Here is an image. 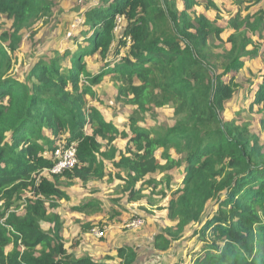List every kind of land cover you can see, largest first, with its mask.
Returning a JSON list of instances; mask_svg holds the SVG:
<instances>
[{
	"label": "trees",
	"instance_id": "trees-1",
	"mask_svg": "<svg viewBox=\"0 0 264 264\" xmlns=\"http://www.w3.org/2000/svg\"><path fill=\"white\" fill-rule=\"evenodd\" d=\"M55 1L0 0V16L12 22L0 35V264H138L139 251L126 246L101 260L68 251L53 211L70 198L59 176L52 181L43 173L53 167L46 153L74 143L79 164L63 174L67 185L105 180L110 163L126 171L109 181L124 182L129 204L149 198L157 208L153 195L170 198L160 208L170 226L154 237L156 252H168L199 224L193 236L204 246L191 264H264V143L248 124L225 118L228 104H238L236 73L261 52L254 36L264 38V12L232 16L234 32L225 41L215 0H182L183 11L177 0H99L81 13L85 46L53 50L13 76L9 51L16 54L28 26L51 21ZM201 3L218 12L214 20L197 14ZM117 18L124 21L119 33ZM67 58L71 66L64 69ZM87 58L100 59L99 73ZM105 80L114 82L119 104L136 110L127 130L89 107ZM243 96L250 113L264 115V70ZM166 107L172 126L140 124ZM120 138L126 150L115 145ZM212 202L215 214L204 219Z\"/></svg>",
	"mask_w": 264,
	"mask_h": 264
},
{
	"label": "rangeland",
	"instance_id": "rangeland-1",
	"mask_svg": "<svg viewBox=\"0 0 264 264\" xmlns=\"http://www.w3.org/2000/svg\"><path fill=\"white\" fill-rule=\"evenodd\" d=\"M99 0H56L53 8L51 21L45 23H34L22 31V41L20 46L12 57V69L9 72L13 76L20 77L28 71L30 66L41 59L43 55H51V51L57 50L64 54L67 50L76 52L80 46H85V35H81L83 29V17L81 13L90 7L98 4ZM215 0L220 9L221 20L220 26L226 29L223 34V39L226 41L228 37L234 32L229 29V21L232 16L236 15L239 11L243 12V16L256 14L259 11L264 12V0ZM178 9L184 10V2L177 0ZM198 15L206 14L214 20L218 12L215 10H206L204 3L196 8ZM118 19V18H117ZM124 21L118 19L116 32H120ZM12 22L6 17L0 16V35L2 32L11 29ZM264 36V33H263ZM79 40V41H78ZM254 41L260 46L261 52L256 59L246 62L245 67L236 73V81L239 84V89L236 94L238 104L235 106L233 102L228 104L230 108L226 112L225 118L231 120L240 119L244 124H248L250 129L259 134L264 143V125L262 124L264 115H254L249 111V100L243 96V88H252L259 82L264 70V38L260 39L254 36ZM38 49L39 53L32 56V53ZM219 52V51H217ZM37 60V61H35ZM87 62L91 72L99 73L101 69V61L98 58L88 59ZM71 66V58L65 61L64 69ZM107 80V79H106ZM95 88L97 93V100L89 103V107L99 110L107 118L116 121V125L121 130H127L129 116L133 115L136 111L131 106H123L116 101L117 89L114 82L108 80ZM256 87V86H255ZM242 95V96H241ZM240 115L243 117L240 118ZM141 125L146 126H172L175 121L173 119V111L170 107L159 109L154 112V115L147 114L144 116ZM86 130H90L89 127ZM115 145L121 150H126L127 141L120 138L116 141ZM161 153V152H160ZM49 159L52 153H46ZM178 158V156H175ZM127 176L126 171L111 170L107 166V178L102 181H92L84 186L80 182H74L72 185H67V179L63 175L59 176L60 181L58 184L69 196V201L61 203L60 208L56 211L60 215L62 222V235L66 239L68 250L74 253L77 258L90 256L92 258L101 260L106 256L117 250L118 247L126 246L131 248H139L143 253L148 254L154 250V237L163 229L168 226L167 212L162 206H166L169 197L163 202L159 195H153V200L157 201V208L152 207L148 203L133 205L127 202V195L123 193L124 182L118 179L109 181L110 174H119ZM174 176H180V173L175 171L172 173ZM45 176H49L46 175ZM162 175H159V177ZM50 180H54L49 176ZM160 188L156 192H160ZM152 189L145 192L150 196ZM29 196L25 194V197ZM93 202L96 207L91 208L84 213L77 212L75 206ZM162 202V203H161ZM22 202L16 205L21 206ZM162 204V205H161ZM159 206V207H158ZM216 203L212 202L208 205L204 219L214 215L216 210ZM146 208L147 211L143 210ZM23 212V206L20 207L18 213ZM54 212V211H53ZM142 218L145 220V225L142 228L130 230L126 227L134 219ZM46 231L51 228L50 224H42ZM90 226V230H85V227ZM170 226V224H169ZM203 225L195 224L191 226L184 235V238L173 244L172 248L165 253L164 258L155 257L152 264H191L196 254L204 246L199 242L198 237L194 238L193 234L200 230ZM93 229H103L107 234L102 239L93 238L90 234ZM137 246V247H136ZM155 251V250H154ZM143 256V255H142ZM155 256V255H153ZM152 257V256H151ZM141 257L138 264H145ZM146 261V260H145ZM147 264H151L148 260Z\"/></svg>",
	"mask_w": 264,
	"mask_h": 264
},
{
	"label": "built area",
	"instance_id": "built-area-1",
	"mask_svg": "<svg viewBox=\"0 0 264 264\" xmlns=\"http://www.w3.org/2000/svg\"><path fill=\"white\" fill-rule=\"evenodd\" d=\"M120 19V18H118ZM53 162V167L50 169H45L44 174L49 176H60L67 171H71L77 167L79 164L76 143L71 145L60 144L59 148L55 150V154L51 159ZM145 225V220L142 218H137L131 221L127 228L134 230L142 228ZM107 231L103 229H93L90 234L93 238L102 239L106 236Z\"/></svg>",
	"mask_w": 264,
	"mask_h": 264
},
{
	"label": "crops",
	"instance_id": "crops-1",
	"mask_svg": "<svg viewBox=\"0 0 264 264\" xmlns=\"http://www.w3.org/2000/svg\"><path fill=\"white\" fill-rule=\"evenodd\" d=\"M91 103H94V102H91ZM107 118V117H106ZM107 119H109V120H112V121H114L115 123H116V121L115 120H113V119H111V118H107ZM123 150V149H122ZM107 164V166H108V168L111 170V168H112V165L110 164V163H106ZM117 171H119V170H117ZM113 177H115V176H113ZM75 182H79V181H75ZM81 183V182H80ZM89 184V183H88ZM89 203H92V204H94L92 201L91 202H89ZM89 203H87V204H89ZM137 204H141V205H144V204H142V203H135V204H133V205H137ZM84 205H86V204H83V205H77L78 207H80V206H84ZM76 207V206H75ZM58 210V209H57ZM57 210H54V213H56V211ZM90 209H88L87 211H89ZM170 223H169V221H168V223H167V225H169ZM127 228V227H126ZM128 229V228H127ZM131 229H129L128 231H130ZM63 236V235H62ZM64 237V236H63ZM65 238V237H64ZM66 240V239H65ZM65 243H66V241H65ZM66 245H67V243H66ZM137 247V246H136ZM67 248H68V245H67ZM118 248H121V247H118ZM117 248V249H118ZM135 248V247H134ZM135 249H138V248H135ZM140 249V251H139V257L141 258V257H144V258H142V260H143V262L145 263V264H147L148 263V260L150 261V263L152 264L154 261H155V257H157V258H159V257H161V258H164L165 257V253H167V252H165V253H159V252H156V251H154V250H151V252H149L148 254H145V253H143V251L141 250V248H139ZM69 251V250H68ZM70 252V251H69ZM117 255V250L116 251H114L112 254H111V256H116ZM143 255V256H142ZM153 255H155V256H153ZM152 256V257H151ZM139 258V259H140ZM104 259V258H103ZM160 259V258H159ZM146 260V261H145Z\"/></svg>",
	"mask_w": 264,
	"mask_h": 264
},
{
	"label": "clouds",
	"instance_id": "clouds-1",
	"mask_svg": "<svg viewBox=\"0 0 264 264\" xmlns=\"http://www.w3.org/2000/svg\"><path fill=\"white\" fill-rule=\"evenodd\" d=\"M44 174V173H43ZM45 175V174H44ZM61 176V175H60ZM46 177H48V178H50L49 176H46ZM53 178L55 177V176H52Z\"/></svg>",
	"mask_w": 264,
	"mask_h": 264
},
{
	"label": "bare ground",
	"instance_id": "bare-ground-1",
	"mask_svg": "<svg viewBox=\"0 0 264 264\" xmlns=\"http://www.w3.org/2000/svg\"><path fill=\"white\" fill-rule=\"evenodd\" d=\"M54 154H55V153H54ZM54 154H53V155H54ZM52 158H53V156H52Z\"/></svg>",
	"mask_w": 264,
	"mask_h": 264
}]
</instances>
